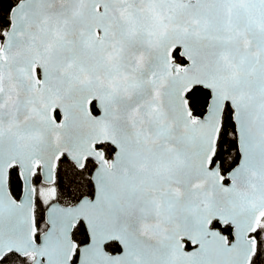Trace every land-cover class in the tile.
I'll return each instance as SVG.
<instances>
[{
	"label": "snow or ice",
	"instance_id": "snow-or-ice-1",
	"mask_svg": "<svg viewBox=\"0 0 264 264\" xmlns=\"http://www.w3.org/2000/svg\"><path fill=\"white\" fill-rule=\"evenodd\" d=\"M0 264H264V0H0Z\"/></svg>",
	"mask_w": 264,
	"mask_h": 264
}]
</instances>
